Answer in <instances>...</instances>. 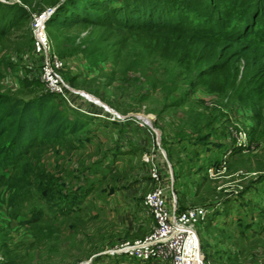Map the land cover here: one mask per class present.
Wrapping results in <instances>:
<instances>
[{
  "label": "rangeland",
  "instance_id": "obj_1",
  "mask_svg": "<svg viewBox=\"0 0 264 264\" xmlns=\"http://www.w3.org/2000/svg\"><path fill=\"white\" fill-rule=\"evenodd\" d=\"M4 1L30 19L29 32L0 35V94L49 92L31 15L60 0ZM114 30L77 26L61 51L52 44L77 90L53 103L83 127L0 169V264H154L109 252L153 228L134 191L158 153L179 210H211L195 224L206 262L264 264V71L218 68L216 42L194 33ZM252 40L264 63V40Z\"/></svg>",
  "mask_w": 264,
  "mask_h": 264
},
{
  "label": "trees",
  "instance_id": "obj_2",
  "mask_svg": "<svg viewBox=\"0 0 264 264\" xmlns=\"http://www.w3.org/2000/svg\"><path fill=\"white\" fill-rule=\"evenodd\" d=\"M29 19L22 5L0 2V35H14L23 27L29 32ZM82 25L168 36L194 33L216 42L209 58L218 68L264 71V63L251 55L252 39L264 40V0H62L46 22L56 38L52 40L55 50L63 49L61 32ZM218 26L226 30L224 34L216 31ZM58 98L51 92L27 98L0 94V169L23 158L35 144L65 142L66 136L83 127L53 103ZM44 190L49 191L48 187Z\"/></svg>",
  "mask_w": 264,
  "mask_h": 264
},
{
  "label": "built area",
  "instance_id": "obj_3",
  "mask_svg": "<svg viewBox=\"0 0 264 264\" xmlns=\"http://www.w3.org/2000/svg\"><path fill=\"white\" fill-rule=\"evenodd\" d=\"M53 12L54 7L31 15L34 53L42 59L41 71L37 77L49 92L66 97L70 92L77 90L73 91L61 76L60 71L64 67V62L52 50L53 41L45 31L46 22ZM137 118L149 126L147 117ZM151 129L157 134V129ZM151 177L160 183V173L155 165L151 169ZM142 206L153 218V228L143 238L124 242L116 249H112L109 252L112 256L121 255L128 260L143 263L210 264L202 255L195 229V224L206 217L209 211L211 212L209 208L189 207L179 210L174 193L168 196L164 187L159 184L145 193Z\"/></svg>",
  "mask_w": 264,
  "mask_h": 264
},
{
  "label": "crops",
  "instance_id": "obj_4",
  "mask_svg": "<svg viewBox=\"0 0 264 264\" xmlns=\"http://www.w3.org/2000/svg\"><path fill=\"white\" fill-rule=\"evenodd\" d=\"M158 156L156 158V167L158 172L160 173V183L159 182H155L152 178L147 177L148 179L142 180L141 182L138 183V187L135 189L134 191V196H136L137 198H142L143 195L145 194V192L152 190L153 188H155L158 184L161 185L162 187H164L165 192L169 195V169H172L171 164L168 162V159H163L159 153L156 155ZM169 164V165H168ZM147 190V191H146ZM140 211H142V209H140ZM152 229V228H151ZM150 229V231H151ZM149 231V232H150ZM149 232L145 233L141 238H143L144 236H146ZM139 239V238H136ZM157 264V263H154ZM159 264V263H158Z\"/></svg>",
  "mask_w": 264,
  "mask_h": 264
},
{
  "label": "bare ground",
  "instance_id": "obj_5",
  "mask_svg": "<svg viewBox=\"0 0 264 264\" xmlns=\"http://www.w3.org/2000/svg\"><path fill=\"white\" fill-rule=\"evenodd\" d=\"M90 100H92V102H95L97 105L102 106V104L99 101H97L96 99H93V97L92 98L90 97Z\"/></svg>",
  "mask_w": 264,
  "mask_h": 264
},
{
  "label": "water",
  "instance_id": "obj_6",
  "mask_svg": "<svg viewBox=\"0 0 264 264\" xmlns=\"http://www.w3.org/2000/svg\"><path fill=\"white\" fill-rule=\"evenodd\" d=\"M62 2V0H60L59 2H58V4H57V6L60 4ZM57 6L56 7H54V10L57 8ZM52 15V14H51ZM50 15V16H51ZM111 112V111H110ZM158 131V130H157ZM157 136H159V134H157ZM159 140V139H158Z\"/></svg>",
  "mask_w": 264,
  "mask_h": 264
}]
</instances>
